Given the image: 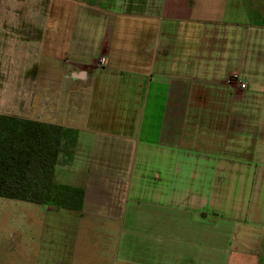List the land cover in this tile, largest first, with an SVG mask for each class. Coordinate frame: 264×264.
<instances>
[{
    "label": "crops",
    "instance_id": "0c3cea01",
    "mask_svg": "<svg viewBox=\"0 0 264 264\" xmlns=\"http://www.w3.org/2000/svg\"><path fill=\"white\" fill-rule=\"evenodd\" d=\"M81 4L23 40L25 51L55 59L49 69L42 57L22 60L17 107L11 66L21 64L10 50L22 44L0 16V114L77 129L73 159L61 155L55 179L84 190L80 209L0 197L16 210L0 223L23 253L48 241L49 264H223L237 225L264 224V207L248 202L251 175L264 180V102L249 105L250 87L264 82V0ZM38 206L65 216L42 217Z\"/></svg>",
    "mask_w": 264,
    "mask_h": 264
},
{
    "label": "rangeland",
    "instance_id": "374dc122",
    "mask_svg": "<svg viewBox=\"0 0 264 264\" xmlns=\"http://www.w3.org/2000/svg\"><path fill=\"white\" fill-rule=\"evenodd\" d=\"M86 2V0H84ZM83 0H0V16L3 15L4 18L9 17V32H10V39L11 42L15 40L18 43H23V40H31L33 38H38L40 36L39 29H44L48 32L50 26H54V24L58 20H52L51 18H57L58 14L63 12L66 15V19L70 20L78 7L84 3ZM84 8L80 7L79 11L82 12ZM8 16V17H6ZM24 19V20H21ZM3 19L0 18V25ZM20 28L21 33L18 34L17 30L14 29ZM37 28V29H35ZM43 33V31L41 30ZM19 36V38H18ZM15 38V39H14ZM14 45V44H11ZM17 45V43L15 44ZM26 49L12 48L10 50V60L11 64L13 61L19 65H12L11 66V82H10V106L17 107L20 104V96L23 93H19V86L21 82L18 81V72L23 74L22 69L25 66V63L22 61L24 58H29V60L34 61L33 59H38V57H42L43 65L42 69H49L53 68L50 65L51 59H55L49 55V51L42 50L41 56L38 54H33L34 49H30L25 51ZM25 51V52H24ZM43 53V54H42ZM59 59H57L58 61ZM61 65L62 62L58 61ZM28 63V62H26ZM64 64V63H63ZM56 68H61V66H56ZM55 69V67H54ZM1 71V67H0ZM39 75L43 78V73L38 70ZM13 75V76H12ZM67 84V82H66ZM205 85V84H203ZM1 89V86H0ZM251 97L249 99V105L254 107H261L262 102H264V82L253 83L252 87H250ZM135 100V99H134ZM264 116V115H263ZM260 163L262 162L259 159ZM222 184H225V179H219ZM249 200L248 202L251 204L250 206L255 207L256 205L259 206L257 209L260 211L262 203L264 204L263 195L254 198L252 192L255 189H258V192L264 190V180L256 179V177L251 175L249 180ZM261 184V185H260ZM41 209L42 217L47 214V218L52 217H60L61 215L65 216V212L61 210H54L50 215L46 212L44 206H38ZM16 210L10 209L6 210L3 206H0V219L2 218H15L16 219ZM14 214V215H13ZM26 217L29 219L33 218V214L31 212L25 213ZM256 213L251 212L247 219L254 220ZM61 230L64 231V228L61 227ZM11 231L7 229L5 225L0 223V264H35L36 262L39 264H49V242H45V247L39 249V242L37 239L32 240V249L28 251L27 249L24 252V248H18L20 245L19 242H11ZM9 234V241L4 243L1 240V235ZM4 235V236H5ZM3 236V237H4ZM233 241L231 240V244H233V248L236 249V252L233 253L231 258L223 257L219 252L218 261L219 263L226 264H264V224L255 225L252 223H247L243 225H237L234 228L233 232ZM66 238L62 237V241L58 242L59 247H55L54 250L51 249L52 252L59 253L60 247L66 244ZM33 243L37 246L36 248L33 247ZM238 249V250H237ZM38 250V251H37ZM97 252V251H96ZM95 253H90V261L94 260ZM37 258V259H36Z\"/></svg>",
    "mask_w": 264,
    "mask_h": 264
},
{
    "label": "trees",
    "instance_id": "16d2710c",
    "mask_svg": "<svg viewBox=\"0 0 264 264\" xmlns=\"http://www.w3.org/2000/svg\"><path fill=\"white\" fill-rule=\"evenodd\" d=\"M78 131L72 127L0 114V197L80 209L84 190L56 181L71 161Z\"/></svg>",
    "mask_w": 264,
    "mask_h": 264
},
{
    "label": "built area",
    "instance_id": "2783aa9c",
    "mask_svg": "<svg viewBox=\"0 0 264 264\" xmlns=\"http://www.w3.org/2000/svg\"><path fill=\"white\" fill-rule=\"evenodd\" d=\"M104 59H105L104 57H101V59H100L101 64H104V62H105ZM229 81L231 84L235 85L236 88L239 90H244V89H247V87H248V82L242 81L238 75L232 76Z\"/></svg>",
    "mask_w": 264,
    "mask_h": 264
}]
</instances>
